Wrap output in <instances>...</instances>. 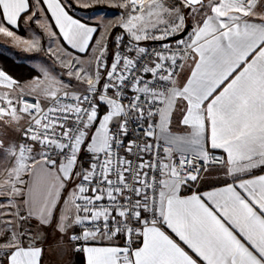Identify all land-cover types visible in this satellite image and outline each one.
Masks as SVG:
<instances>
[{
    "label": "snow or ice",
    "instance_id": "6c2138e0",
    "mask_svg": "<svg viewBox=\"0 0 264 264\" xmlns=\"http://www.w3.org/2000/svg\"><path fill=\"white\" fill-rule=\"evenodd\" d=\"M104 2L0 0V35L53 41L69 78L0 69V264H43L53 225L58 264H264V0H115V22L75 17ZM216 161L231 182L190 191Z\"/></svg>",
    "mask_w": 264,
    "mask_h": 264
},
{
    "label": "rangeland",
    "instance_id": "374dc122",
    "mask_svg": "<svg viewBox=\"0 0 264 264\" xmlns=\"http://www.w3.org/2000/svg\"><path fill=\"white\" fill-rule=\"evenodd\" d=\"M105 7L102 6H92L89 8H77L76 11L79 12H91L92 10L96 9H104ZM120 8L116 7L115 13H111V16H116L117 11ZM118 18H115L112 22H115ZM34 27V26H33ZM28 26L21 23V26L18 30V35H20L22 38H30L32 33L29 32ZM118 31H121L118 28ZM117 31V32H118ZM111 43L112 41L108 40V48L109 53H111ZM51 46L53 49L56 48V45L53 41L48 40L46 37H42L41 40V50L35 51V50H26V46L22 44H17L12 38L5 37L3 35H0V56L7 57L12 59L13 61L21 64L28 65L31 69L28 70V72H25L26 74H29L27 78L21 79L14 75H11L7 72V70H4L3 63L0 64V69H3L6 71L9 75H11L15 80H17L21 85H28L30 84L34 79L41 77V69L47 68L50 72H53V74L60 75L63 77L65 81H67L69 78L66 75V70L63 69L59 62L55 59L54 56H52L48 51V47ZM83 55V54H81ZM5 65V64H4ZM11 69L14 70V68L8 64ZM15 72V71H14ZM73 86H76V81H71ZM260 169H257L255 171H258ZM35 230V228H33Z\"/></svg>",
    "mask_w": 264,
    "mask_h": 264
},
{
    "label": "crops",
    "instance_id": "0c3cea01",
    "mask_svg": "<svg viewBox=\"0 0 264 264\" xmlns=\"http://www.w3.org/2000/svg\"><path fill=\"white\" fill-rule=\"evenodd\" d=\"M114 2L115 0H107V2L104 3L93 4V6L99 5L105 8L92 10L91 12L75 11V17L80 18L82 22L87 23L89 26H99L109 21H113L115 18H118L117 15L111 16V13H115L116 10V7L111 6ZM188 24H192L191 19L188 20ZM260 174H264V171H255L252 175ZM226 182H231V178L224 175V170L219 167V165H211L209 167V171L204 174L199 187L190 191H209L213 188L224 186ZM190 191L185 190V194H190ZM44 232L47 236V242L44 244L45 254L43 257V264H58V261H60L62 258L58 255V249L55 243L58 238V234L55 231V226L53 225L52 227L45 229ZM76 259H79V257H76Z\"/></svg>",
    "mask_w": 264,
    "mask_h": 264
},
{
    "label": "built area",
    "instance_id": "2783aa9c",
    "mask_svg": "<svg viewBox=\"0 0 264 264\" xmlns=\"http://www.w3.org/2000/svg\"><path fill=\"white\" fill-rule=\"evenodd\" d=\"M122 12V9H119L118 11H117V17L119 18V16H120V13ZM121 34V31H118V32H116V34L114 35V38H113V40H112V48H111V51L112 52H114L115 51V38H116V36L117 35H120ZM179 38H184V39H187V35H185L184 33H181L179 36H177V37H173V38H170V39H168L167 41H147V42H142L144 45H146V46H148L150 49L151 48H159L160 46H161V44H163V43H169L172 47H175V42H176V40L177 39H179ZM110 39V36L108 37V40ZM127 43V38H125V41H124V44H126ZM122 47H123V45H122ZM214 155H216V156H222V155H224L221 151H218V150H215L214 151ZM213 165H219V162L218 161H216ZM204 172H202L201 173V179L198 181V182H196V183H194L193 185H192V187H191V189L190 190H194V189H197L198 187H199V184H200V182H201V180H202V178H203V176H204Z\"/></svg>",
    "mask_w": 264,
    "mask_h": 264
},
{
    "label": "trees",
    "instance_id": "16d2710c",
    "mask_svg": "<svg viewBox=\"0 0 264 264\" xmlns=\"http://www.w3.org/2000/svg\"><path fill=\"white\" fill-rule=\"evenodd\" d=\"M117 31H118V28H115L112 30V35L110 36L111 41L113 40L114 35L116 34ZM111 48H112V44H111ZM1 63H3L2 66H3L4 70H7V72L10 73L11 75H14V76L21 78V79L27 78L29 76V74L25 73V72H28V70H30L32 72V69L28 65L17 63V62H15L12 59L7 58V57L0 56V64ZM8 64H10L14 68V70L11 69ZM258 171H261V170H258ZM77 260H79V259H77Z\"/></svg>",
    "mask_w": 264,
    "mask_h": 264
}]
</instances>
